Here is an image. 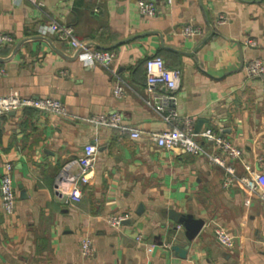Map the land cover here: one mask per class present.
I'll return each mask as SVG.
<instances>
[{"label": "crops", "instance_id": "crops-1", "mask_svg": "<svg viewBox=\"0 0 264 264\" xmlns=\"http://www.w3.org/2000/svg\"><path fill=\"white\" fill-rule=\"evenodd\" d=\"M42 1L0 0V30L13 38L0 46V94L50 96L65 107L64 115L20 108L2 116L0 175L9 162L16 203L6 215L0 196V264H264L257 193L223 186L222 168L203 156L158 147L150 135L166 124L144 102V61L160 55L180 70V116L193 118L195 132L212 128L236 145L239 174L245 164L264 173V73L245 70L251 59L264 63V0H152L150 17L137 0ZM52 20L112 49L113 61L82 64L50 30ZM188 24L202 32L187 36ZM119 81L122 96L113 91ZM113 111L140 136L84 121ZM87 143L97 146L89 183L64 181V164ZM75 189L79 197L68 196ZM118 213L126 219L111 226ZM189 220L202 222L196 234ZM218 226L232 236L229 246L217 241ZM82 238L91 255L82 254ZM173 244L188 245L185 257Z\"/></svg>", "mask_w": 264, "mask_h": 264}, {"label": "built area", "instance_id": "built-area-1", "mask_svg": "<svg viewBox=\"0 0 264 264\" xmlns=\"http://www.w3.org/2000/svg\"><path fill=\"white\" fill-rule=\"evenodd\" d=\"M21 1V0H15ZM36 6L43 5L42 0H28ZM139 12L150 17L155 14V5L152 0H137ZM49 28L59 38L66 43L72 54L82 64L90 66L100 64L109 65L115 52L112 49L99 48L92 46L86 41L78 39L71 26L64 25L52 20ZM183 32L187 36L200 34L199 27L188 24L183 27ZM12 36L0 30V46L10 44ZM247 45H253L251 39L246 40ZM145 91L147 97L144 102L147 106L153 108L163 119L166 128L151 133V139L160 148L166 150H180L181 152L203 156L211 165L219 166L223 170L222 184L225 187L239 184L250 192L257 193L260 204L264 208V173L252 170L247 164L244 165L246 173L239 174L233 161L240 157L239 148L230 142L227 138L217 134L212 128H205L199 132L193 129V118L190 116L181 117L177 110L176 91L179 87L180 70L176 67L166 65L160 55H152L145 59ZM245 70L248 76H262L264 73V63L260 58H254L247 62ZM114 94L122 96L125 92L123 81H119L114 87ZM20 108H33L45 114L64 115L65 107L62 102L50 96L26 97L21 96L17 91H10L8 94H0V124L4 113ZM84 121L98 127L117 129L121 133L128 132L133 138L140 136L137 128L125 124L118 111L110 113L93 114ZM199 139L208 140L209 147L199 141ZM97 155V146L93 143H87L82 151L68 160L62 169L64 181H71L75 184L86 185L89 183L91 174L94 171ZM77 168L76 171H72ZM11 164H4L3 172L0 175V196L3 211L6 215H12L15 209L16 194L11 172ZM78 189L68 193L72 198L79 197ZM126 216L124 214H111L107 221L111 226H120ZM217 241L224 246H229L232 236L222 227L215 228ZM138 243H143V236H136ZM81 252L84 256L91 255L92 245L89 238L81 239ZM169 247L170 245L167 244Z\"/></svg>", "mask_w": 264, "mask_h": 264}, {"label": "water", "instance_id": "water-1", "mask_svg": "<svg viewBox=\"0 0 264 264\" xmlns=\"http://www.w3.org/2000/svg\"><path fill=\"white\" fill-rule=\"evenodd\" d=\"M194 222H191L190 220L187 221V228L189 229V231L192 233V234H196L199 230V228L201 227L202 225V222H198V223H194ZM186 248H182L180 245L178 244H173L172 245V249L175 250V251H179L180 252V255L181 257H185L186 255V250H187V247L188 245L185 246Z\"/></svg>", "mask_w": 264, "mask_h": 264}]
</instances>
